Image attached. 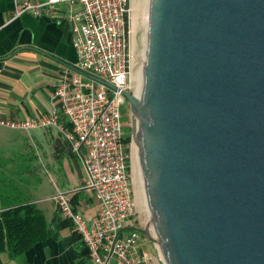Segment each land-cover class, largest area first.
<instances>
[{
	"label": "water",
	"instance_id": "obj_1",
	"mask_svg": "<svg viewBox=\"0 0 264 264\" xmlns=\"http://www.w3.org/2000/svg\"><path fill=\"white\" fill-rule=\"evenodd\" d=\"M145 11L123 94L146 224L126 228L158 264H264V0Z\"/></svg>",
	"mask_w": 264,
	"mask_h": 264
},
{
	"label": "built area",
	"instance_id": "obj_2",
	"mask_svg": "<svg viewBox=\"0 0 264 264\" xmlns=\"http://www.w3.org/2000/svg\"><path fill=\"white\" fill-rule=\"evenodd\" d=\"M12 6L11 18L23 13L61 15L70 24L81 74L64 75L55 85L58 108L18 120L0 116V124L26 131L50 126L71 150L83 151L86 176L81 187L97 200V213L90 220L80 213L73 206L71 189H58L49 198L70 220L93 264H149V253L139 246L138 230L124 226L133 212L127 142L120 122L123 91L131 92L132 82L130 0H12Z\"/></svg>",
	"mask_w": 264,
	"mask_h": 264
},
{
	"label": "crops",
	"instance_id": "obj_3",
	"mask_svg": "<svg viewBox=\"0 0 264 264\" xmlns=\"http://www.w3.org/2000/svg\"><path fill=\"white\" fill-rule=\"evenodd\" d=\"M12 8V0H0V116L18 120L58 108L55 85L64 75L81 73L70 24L61 15L11 18ZM82 156L53 127L26 131L0 124V210L33 202L47 227L43 239L17 255L1 249L0 264H93L70 220L49 198L71 189L73 206L88 220L94 217L99 205L81 187ZM129 221L125 227L135 226Z\"/></svg>",
	"mask_w": 264,
	"mask_h": 264
},
{
	"label": "trees",
	"instance_id": "obj_4",
	"mask_svg": "<svg viewBox=\"0 0 264 264\" xmlns=\"http://www.w3.org/2000/svg\"><path fill=\"white\" fill-rule=\"evenodd\" d=\"M128 128L129 126L123 135L126 142L129 140ZM46 235L44 216L33 202H25L0 210V250L7 249L8 253L14 256Z\"/></svg>",
	"mask_w": 264,
	"mask_h": 264
},
{
	"label": "rangeland",
	"instance_id": "obj_5",
	"mask_svg": "<svg viewBox=\"0 0 264 264\" xmlns=\"http://www.w3.org/2000/svg\"><path fill=\"white\" fill-rule=\"evenodd\" d=\"M130 1L132 3V0H130ZM135 2H136L135 3L136 4L135 9L136 10H134L133 13H136V22H135L136 24H135V26L133 28V32H132L133 41H132V45H131L132 46L131 77H132V74L134 72V69H133L134 60H135L134 48L138 45L135 34H136L137 30L142 31V27H141L142 12L145 8V0H135ZM133 86H134V84H133V80H132V82H131V93H133ZM125 109H126V112H125ZM124 112L126 113V115L124 114ZM120 122H121L123 134L125 133L126 128L129 126V128H128L129 140L127 141V147H126V159H127V172H128L129 181H130V192H131L132 203H133V212L131 214V221L135 224V226L141 228L146 224V220H145V213H144L143 205L141 202L139 185H138L136 145H135V143H134V141L130 135V115H129L128 102H126L123 105V113L120 117ZM81 173H82L83 177L86 176V170L84 168L83 163L81 166ZM47 176H48V174H47ZM138 241H139V246L142 248V250L149 253V256H150L149 264H158L155 249L153 247L151 239L148 236H145L144 234H142L141 232L138 231Z\"/></svg>",
	"mask_w": 264,
	"mask_h": 264
},
{
	"label": "bare ground",
	"instance_id": "obj_6",
	"mask_svg": "<svg viewBox=\"0 0 264 264\" xmlns=\"http://www.w3.org/2000/svg\"><path fill=\"white\" fill-rule=\"evenodd\" d=\"M135 0H132V3L130 1V5H131V26L134 28L135 26V22H136V13H133L134 10H136V4H135ZM138 21V20H137ZM138 26V25H137ZM140 26V25H139ZM141 27H142V32L145 33L146 31V11H145V8L142 12V23H141ZM132 41H133V36H132ZM131 41V43H132ZM135 44V43H134ZM132 45V44H131ZM132 48V46H131ZM131 79L133 80V84H134V72L132 74V77ZM135 92V89H134V86H133V93ZM134 96H135V93H134ZM136 153H137V150H136Z\"/></svg>",
	"mask_w": 264,
	"mask_h": 264
},
{
	"label": "flooded vegetation",
	"instance_id": "obj_7",
	"mask_svg": "<svg viewBox=\"0 0 264 264\" xmlns=\"http://www.w3.org/2000/svg\"><path fill=\"white\" fill-rule=\"evenodd\" d=\"M127 102V99L126 97L124 98V104ZM125 112H126V109H125ZM124 112V114L126 115V113Z\"/></svg>",
	"mask_w": 264,
	"mask_h": 264
}]
</instances>
